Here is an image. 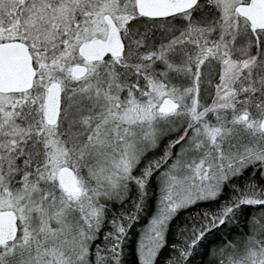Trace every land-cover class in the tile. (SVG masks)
Segmentation results:
<instances>
[{
  "label": "snow or ice",
  "instance_id": "1",
  "mask_svg": "<svg viewBox=\"0 0 264 264\" xmlns=\"http://www.w3.org/2000/svg\"><path fill=\"white\" fill-rule=\"evenodd\" d=\"M0 264H264V0H0Z\"/></svg>",
  "mask_w": 264,
  "mask_h": 264
}]
</instances>
